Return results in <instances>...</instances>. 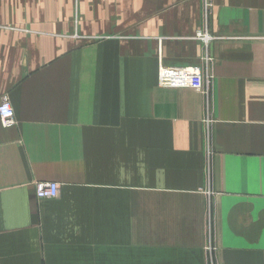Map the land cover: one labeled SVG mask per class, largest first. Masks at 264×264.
<instances>
[{"label": "crops", "instance_id": "crops-1", "mask_svg": "<svg viewBox=\"0 0 264 264\" xmlns=\"http://www.w3.org/2000/svg\"><path fill=\"white\" fill-rule=\"evenodd\" d=\"M3 96L0 264H264V0H0Z\"/></svg>", "mask_w": 264, "mask_h": 264}, {"label": "built area", "instance_id": "built-area-1", "mask_svg": "<svg viewBox=\"0 0 264 264\" xmlns=\"http://www.w3.org/2000/svg\"><path fill=\"white\" fill-rule=\"evenodd\" d=\"M197 38L200 39L206 47H208V44L215 39L205 31L197 34ZM203 61L206 66L205 79L202 86V88L204 89V86L208 88V83L210 79V77H208V65L210 62V58L206 55ZM0 124L4 128L15 127L18 124L14 110L7 96H3L0 100ZM205 124L206 130H209V125L211 124V121L207 120ZM207 153H210L209 146L207 148ZM34 186L36 191V197L38 200H52L58 197L59 187L56 183L37 182L34 183Z\"/></svg>", "mask_w": 264, "mask_h": 264}, {"label": "rangeland", "instance_id": "rangeland-1", "mask_svg": "<svg viewBox=\"0 0 264 264\" xmlns=\"http://www.w3.org/2000/svg\"><path fill=\"white\" fill-rule=\"evenodd\" d=\"M207 96H208V92L206 93V97H207ZM209 121H211V120L209 119ZM209 150H210V146H209ZM206 161H207V163H208V166H210L211 160H210L209 158H207ZM204 195H205V196L207 195L208 198H210V197H209V196H210V193L207 194L206 192H204ZM207 196H206V197H207ZM207 207H208V209H210V204H209ZM208 218H209V217H208ZM208 223H209V222H208ZM208 225H209V227H210V224H208ZM208 237L211 238V236H209V235H208ZM209 240H210V239H209ZM210 242H211V240H210ZM210 242H209V244H210Z\"/></svg>", "mask_w": 264, "mask_h": 264}]
</instances>
